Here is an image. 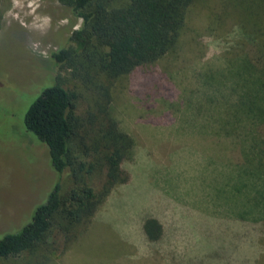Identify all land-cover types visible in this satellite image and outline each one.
Segmentation results:
<instances>
[{
    "label": "rangeland",
    "instance_id": "374dc122",
    "mask_svg": "<svg viewBox=\"0 0 264 264\" xmlns=\"http://www.w3.org/2000/svg\"><path fill=\"white\" fill-rule=\"evenodd\" d=\"M0 10V237L29 221L57 182L45 146L23 124L44 89L62 83L74 95L76 117L95 121L96 131L109 115L133 140L131 159L121 163L127 182L114 186L65 248L61 237L50 236L46 247L0 264H182L211 255L206 249L222 242L229 250L214 264H264V229L253 226L260 234L245 237L246 225L260 220L261 196L251 177L235 171L246 155L255 163L251 154L263 148L264 130L246 111L258 109L263 90L243 84L250 90L243 95L236 74L253 48L242 20L257 13L263 22L264 0H197L175 48L115 81L103 105L53 58L82 24L68 7L1 0ZM104 175L91 176L95 193ZM60 180L65 194L72 182ZM148 218L162 226L157 244L142 231Z\"/></svg>",
    "mask_w": 264,
    "mask_h": 264
},
{
    "label": "trees",
    "instance_id": "16d2710c",
    "mask_svg": "<svg viewBox=\"0 0 264 264\" xmlns=\"http://www.w3.org/2000/svg\"><path fill=\"white\" fill-rule=\"evenodd\" d=\"M59 1L81 19L82 24L71 32L68 45L53 53V58L70 71L73 79L98 94V102L103 105L115 81L139 67L154 64L175 48L187 10L197 0H128L119 6H114L112 0ZM258 15L250 14L248 17L255 18L242 20L244 26L249 25L243 28V33L253 43L251 55L242 60L239 68L242 71L236 74L242 77V85L238 86L243 95L250 94L243 84L260 86L264 93V20L261 22L262 14ZM1 24L0 10V29ZM257 38H263V42H257ZM73 103L74 95L62 83L55 82L44 89L24 113L25 130L45 146L50 166L58 176L45 202L37 205L33 214L31 212V219L0 237V259L32 254L40 246L46 247L50 236L61 237L65 248L77 226L88 222L114 186L128 180L129 175L121 168V163L131 159L133 140L118 129L109 115L102 117L99 128L93 130L96 122L76 117ZM246 111L264 130V99L260 100L258 109L246 107ZM80 130L82 135L79 136ZM263 132V148L251 154L256 158L255 163L246 155L235 170L236 174L251 177L246 178L252 180L248 184L261 196L256 203L261 210L260 220L254 219L246 225L247 239L250 233L260 234L253 226L264 229ZM75 137H80L76 142L79 153L73 151ZM86 137L91 146L84 142ZM96 171H105L97 193L90 187L91 176ZM63 175L72 182V188L65 194L60 180ZM142 231L153 244H157L163 234L161 224L153 218L144 221ZM225 248L224 242L213 244L206 249L211 255L192 256L182 264H214L215 259H224Z\"/></svg>",
    "mask_w": 264,
    "mask_h": 264
}]
</instances>
